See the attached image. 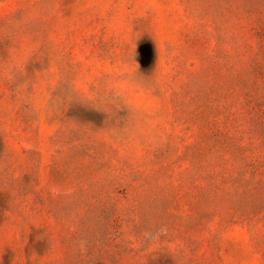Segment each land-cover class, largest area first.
<instances>
[{"label":"rangeland","instance_id":"obj_1","mask_svg":"<svg viewBox=\"0 0 264 264\" xmlns=\"http://www.w3.org/2000/svg\"><path fill=\"white\" fill-rule=\"evenodd\" d=\"M0 264H264V0H0Z\"/></svg>","mask_w":264,"mask_h":264}]
</instances>
